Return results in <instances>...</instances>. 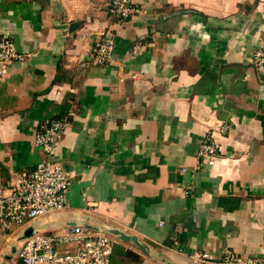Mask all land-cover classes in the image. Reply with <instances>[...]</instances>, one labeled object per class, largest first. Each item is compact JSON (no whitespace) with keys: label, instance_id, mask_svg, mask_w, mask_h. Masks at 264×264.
Returning a JSON list of instances; mask_svg holds the SVG:
<instances>
[{"label":"crops","instance_id":"0c3cea01","mask_svg":"<svg viewBox=\"0 0 264 264\" xmlns=\"http://www.w3.org/2000/svg\"><path fill=\"white\" fill-rule=\"evenodd\" d=\"M113 0H0V39L23 61L0 78V185L43 159L38 127L72 111L54 159L75 174L70 207L31 222L108 234L111 264L264 258V0H138L112 63H93ZM228 124L230 131L220 129ZM212 137L220 158L196 170ZM19 234L0 229V264ZM206 253L213 261L194 259Z\"/></svg>","mask_w":264,"mask_h":264},{"label":"built area","instance_id":"2783aa9c","mask_svg":"<svg viewBox=\"0 0 264 264\" xmlns=\"http://www.w3.org/2000/svg\"><path fill=\"white\" fill-rule=\"evenodd\" d=\"M141 13L144 11L138 6V0H113L108 26L99 36L94 49L95 65L106 67L112 63L116 24ZM23 60L24 55L12 38L0 39V78L8 74L14 62ZM253 65L258 70L264 69V47L255 52ZM71 116L72 111L42 123L38 127L35 143L41 149L43 159L36 170L18 176L11 185H0V229L3 231L9 232L18 227L22 232L31 222L70 207L68 194L75 174L53 157ZM229 131L228 124L220 129L224 136ZM219 158L217 143L210 136L199 149L196 170L215 165ZM23 242L18 256L7 264H111L114 249V242L107 233L93 232L82 225L65 227L59 232L54 229L43 233L35 231ZM193 257L203 262L214 260L206 253H196ZM220 264H264V258L243 257L226 249Z\"/></svg>","mask_w":264,"mask_h":264},{"label":"water","instance_id":"95a60500","mask_svg":"<svg viewBox=\"0 0 264 264\" xmlns=\"http://www.w3.org/2000/svg\"><path fill=\"white\" fill-rule=\"evenodd\" d=\"M77 225L85 226L84 224H75L74 223L73 225H71V227L77 226ZM35 231L37 232L38 230H36V227L34 225L30 224L22 232L19 233L17 241L21 242L25 238L31 237L35 233ZM105 232L107 234H114V235L118 236L123 241L132 242L135 245H137L144 253H147V245L144 243H141L136 237L129 236V235H127V234H125L119 230H113L112 232L111 231H105ZM10 259H12V256L10 257Z\"/></svg>","mask_w":264,"mask_h":264},{"label":"rangeland","instance_id":"374dc122","mask_svg":"<svg viewBox=\"0 0 264 264\" xmlns=\"http://www.w3.org/2000/svg\"><path fill=\"white\" fill-rule=\"evenodd\" d=\"M21 228H14V229H12L11 231H9V233H15V234H19L20 233V230ZM40 232V231H39ZM41 233H43V232H41ZM23 244H24V242L23 241H21V245H20V249H19V252H20V250L22 249V246H23ZM19 252H18V254H19ZM18 254H17V256H18Z\"/></svg>","mask_w":264,"mask_h":264}]
</instances>
